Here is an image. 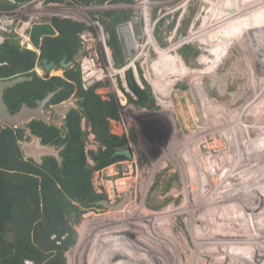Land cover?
<instances>
[{
  "label": "rangeland",
  "instance_id": "1",
  "mask_svg": "<svg viewBox=\"0 0 264 264\" xmlns=\"http://www.w3.org/2000/svg\"><path fill=\"white\" fill-rule=\"evenodd\" d=\"M61 1L33 0L28 6L48 12L36 13L38 22L50 21L54 8L71 14L80 6ZM203 1L187 4H194L188 32L182 25L175 30L179 12L167 9L158 27V7L127 3L136 13L131 10L123 33L117 25L126 64H106L105 85L95 91L118 102L120 118L109 119V127L129 140L132 171L119 197L131 196L118 209L81 207L78 223L71 216L77 236L65 251L66 264H264V0ZM83 5L91 19L106 6L125 7L115 0ZM154 45L175 48L157 51ZM128 67L143 87L145 80L156 108L129 100L120 89L119 80L127 87ZM75 99L72 94L66 100L69 108L77 107ZM81 128L89 129L84 117ZM84 144L86 151L99 147L91 133ZM87 163H93L89 154ZM101 170L92 173L95 189Z\"/></svg>",
  "mask_w": 264,
  "mask_h": 264
},
{
  "label": "trees",
  "instance_id": "2",
  "mask_svg": "<svg viewBox=\"0 0 264 264\" xmlns=\"http://www.w3.org/2000/svg\"><path fill=\"white\" fill-rule=\"evenodd\" d=\"M18 1L24 0H15L14 3ZM68 1L83 5L89 0ZM112 1L96 0L98 4ZM121 1L127 4L133 0ZM14 3L5 0L2 5L10 7ZM131 10L103 9L98 12L104 28L109 31L107 44L116 68L126 64L117 25L131 18ZM50 22L58 34L43 37L39 55L35 51L20 48L16 43L4 41L0 58L7 60L9 65L1 67V75L28 74L36 60L40 61L43 57L59 61L64 55L72 59L77 54L81 47L79 33L85 25L58 16H52ZM140 24L137 23V32L140 31ZM34 81L38 83L35 95L41 97L47 89L62 86L54 94L53 101L59 102L73 94L77 99V107L69 108L66 114L65 137L60 138L57 130L50 127L38 128L36 131L43 144H63L59 152L60 163L52 155L42 156L41 162L25 157L20 147V141L24 139L22 129L0 126V264H25V260H31L33 264H66L65 251L74 244L77 236L70 221L71 216L78 223L83 210L81 207L93 204L90 196L92 200L105 198L93 187V171L124 159L122 155L111 157V154L116 149L126 147L129 141L126 135L113 133L109 127V119L120 118L117 100L113 97L103 98L97 93L95 89L99 83L84 89L79 70L76 69H68L63 77L52 76L47 81L35 76L31 81L8 88L5 96L12 102L14 109L19 104L15 99L18 89L22 87L24 98L28 91L26 86ZM125 81L129 90H125L120 80L119 87L129 100L157 107L147 83L142 79L145 86H141L131 67L125 70ZM82 117L88 122V130L81 128ZM88 133H92L94 140L99 143L96 150H85L84 142ZM87 154L92 164L87 163Z\"/></svg>",
  "mask_w": 264,
  "mask_h": 264
},
{
  "label": "flooded vegetation",
  "instance_id": "3",
  "mask_svg": "<svg viewBox=\"0 0 264 264\" xmlns=\"http://www.w3.org/2000/svg\"><path fill=\"white\" fill-rule=\"evenodd\" d=\"M9 1L14 3L15 0H9ZM24 1H28V0H24ZM115 1H116V3L118 5H120V3H122L121 0H115ZM1 2H3V5H4L5 4V0H0V10H5V9H11L10 7H14L18 2H22V1L15 2L14 6H10V7H4L3 5H1ZM46 2H48V1H46ZM188 2H189V0H166V1L151 0V1H149V3L147 2L148 4L146 3V5H150L152 3V5H154V8L158 7L156 10H158V14L159 15H158V18H157V21H156L157 22L156 26L159 27L160 19L164 18V16L167 15L168 12L166 10L168 9V10H172L174 13H177V12L180 13L175 30H177L178 27L182 25L181 27L183 28V30L187 31L189 28L194 27V14L191 13L192 11L189 10V9H192V10L194 9V4H190V8H189V5H187ZM176 3L178 4V6H175ZM122 4L125 7H122L120 9H125L126 6H128V4H126V3H122ZM134 7H135V5H134ZM221 7L225 11H232L231 8L225 7L224 5H222ZM38 8H40V6L38 7V6L32 5L31 8H30L31 11H32V12H30V15L22 14V16L20 18V22L17 23V24H19V27L16 28L17 29L16 31L11 32V33H7L6 31H3V29L0 28V34H1V36L4 37L3 42H1V44H0V50H1V47H2V44L4 43V41L7 40L9 42L16 43L20 48H24V49H29V50L35 51L37 53V55L40 54V47H39V49L35 48L33 46L32 42L29 39V30H30L31 25H33L34 23L38 22V20H35L36 13L42 15L41 14L42 11L34 12L36 10H33V9H38ZM180 8H183L181 12L179 11ZM120 9H117V10H120ZM162 10H164V11H162ZM161 11H162V15L160 16ZM132 12L136 13V11L134 9H132ZM238 12H240V11H236L234 13L238 14ZM185 15H186V19L184 18ZM195 15H197V14H195ZM68 19L77 22V20H74V19H71V18H68ZM172 19H175V17L173 16ZM203 19H204V15H201L200 16V25L204 26L205 22H204ZM181 21L183 22V24H182ZM41 22H46V21L45 20H41ZM133 22H135V21H133ZM138 22H140V21H138ZM200 25H199V28H200ZM124 26H125L124 23H120L118 25V27L120 28L121 33H123L124 32L123 29L126 28ZM199 31H200V29H199ZM199 31L196 33V35H194V34L191 35V37L198 36L200 34ZM174 32H176V31H174ZM180 35H181V33H180ZM21 37H23L24 40ZM25 39H27V41ZM42 40H43V38H42ZM42 40H41V43H42ZM124 43L128 47V44L126 42H124ZM40 46H41V44H40ZM181 46H182V44H181ZM155 47H156L155 50H157V51H158V49H160L161 51H168V52L171 51L172 48H175V46H173V47L170 46L171 50H169V48H165L163 50V49L159 48L158 46L154 45V48ZM185 48L188 49L189 47H185ZM79 54H80V49L78 50L77 54L72 59L71 58L67 59L66 55H64L59 61H56L55 59H50L49 60L47 57H43V58H47L48 62L49 61H54L55 64L50 69L46 70L44 68V65L41 62V60H42V58H41L40 61L36 60V63L34 64V66L32 67L31 71H29L28 74L14 73V74L7 75V76L0 74V80L10 79V78H13V77H16V76H20V75H27V76L31 77V78L26 79V80H24L22 82H19V83H23V82H26V81L33 80L35 78V76L41 77V79H43L44 81L49 80L52 76L63 77L65 72L68 69H74L75 70V68L77 66V59L80 57ZM180 58L183 59V57H180ZM62 59H64V63L67 64L66 66H64V65H62L60 63ZM4 65H9L8 61L7 60H3V59L0 58V69H2L1 67H3ZM38 68H41V70H42L41 73H40L41 75L37 74V72H39ZM58 70L61 71V74H59L57 72ZM19 83H17V84H19ZM37 85H38L37 81H34L31 85H27L26 88L28 89V91L24 94L25 95L24 98H22V95H23L22 87H20L18 89V92L16 93L18 95L16 96L15 99H16V101L19 104H18V106L15 109H14V106L12 105V102L10 100H7V97L5 96L6 90L8 88L4 89V92H3V95H2L4 102L8 106L9 112L14 113V112L18 111L21 108L22 104L25 103L26 107H28V108H31V109L36 108V109H38V110H36V112L39 113L40 116H43V118L35 117V116H32V115L29 116L23 122L24 124H23L22 127H20L18 124H10L9 122H7V121H5V120L0 118V126L1 127L9 126V127L13 128V129H17V128L22 129V132L24 133V139L20 141L21 143L24 142L26 139L31 141L33 139V135H34V136L39 137V143L43 144L41 142L40 136H38L36 134V131H37L38 128H43L44 129L46 127H50L52 130L53 129L57 130V132L60 135V138L65 137V131H66L65 117H66V114H67V112L69 110V107L66 104V100L69 97L66 98V99H63V100H61L59 102L53 101L54 94L57 93L61 89L62 86H57L55 89H51V90L47 89L45 94L43 96L39 97V96L34 94V93H36L35 88H36ZM58 87H59V89L44 104H42V105L39 104V102H38L39 100L43 99L47 95L48 92L54 91ZM36 89H38V88H36ZM76 103H77V100H76ZM63 131H64V133H63ZM21 143H20V147H21ZM43 145L55 146V148H59L60 150L63 147V144L55 145V144L47 143V144H43ZM60 150H59V152H60ZM42 156H41V158H42Z\"/></svg>",
  "mask_w": 264,
  "mask_h": 264
},
{
  "label": "built area",
  "instance_id": "4",
  "mask_svg": "<svg viewBox=\"0 0 264 264\" xmlns=\"http://www.w3.org/2000/svg\"><path fill=\"white\" fill-rule=\"evenodd\" d=\"M30 3H33V0L18 2L14 7H11V9L0 10V28L7 33L16 31V26L14 24L20 22L22 13L30 15L29 10L31 7L28 6ZM89 4L96 6L95 4ZM142 4L146 5V3H144V0ZM37 6L39 7V5ZM83 6L86 5L80 4V6L74 9L71 14L66 13V8H58L59 10L54 8V12H52L50 18L52 16L71 18L77 20L78 22H82L85 25V28L79 33L81 45L79 54L80 57L77 59V66L75 69L79 70L82 87L84 89H88L95 83L104 82L103 77L106 76V68H104V66L108 64L113 68L114 61L112 60V55H108L109 47L107 48V30L104 28V25L101 23L98 16L96 17L97 19H91L90 17L86 16L84 14ZM106 7L107 8H102L99 11L110 8L108 6ZM62 11H64L65 13H60ZM99 11H97V13ZM47 13L48 12L46 11H42L41 14L43 15ZM148 13L149 12L147 10L144 14V19L147 23H149L150 21ZM124 88H126L127 91L129 90L127 87ZM131 171L132 164L128 158H126L125 160H117L108 164L101 170L100 181L95 191L97 193L104 194L105 198L108 201H115L124 192V188L127 186L128 182L125 175L126 173H129ZM25 264H33V262L31 260H25Z\"/></svg>",
  "mask_w": 264,
  "mask_h": 264
},
{
  "label": "water",
  "instance_id": "5",
  "mask_svg": "<svg viewBox=\"0 0 264 264\" xmlns=\"http://www.w3.org/2000/svg\"><path fill=\"white\" fill-rule=\"evenodd\" d=\"M89 3L96 4V0H89ZM58 32L56 31L55 27L51 24V22H36L33 25H31L29 30V39L32 42L33 46L37 49H39L41 40L44 36H55ZM107 37H109V31H106ZM4 37L0 34V44L3 42ZM42 64L44 65V68L50 69L55 62L54 61H47V58H42L41 60ZM62 65L66 66L67 64L64 63V59L60 62ZM31 78L27 75H20L16 76L10 79L0 80V118L9 122L10 124H18L20 127L23 126V122L26 118L29 116H35L39 118H43V116H40L39 113L36 112V108H28L26 107L25 103L22 104L21 108L11 113L8 110V106L3 100V92L5 88H11L14 85H16L19 82H22L26 79ZM102 85H105V83H102ZM127 85V84H126ZM128 88V87H127ZM59 87L54 90L47 93V95L39 100V104H44L57 90ZM38 115V116H37ZM21 149L23 153H25L28 157L33 158L37 162H41V156L43 155H52L56 157L57 161L61 162V157L59 155V148H54L53 146L43 145L39 143V137L33 135V139L29 142H22L21 143ZM114 155H122L125 158H131L132 152L128 146L119 148L113 151L111 154V157ZM131 196V191L127 195H123L118 201L116 202H110L106 198H101L98 200H92V197L90 196V200L93 204L101 205L103 207H108L111 209H118L124 206L128 198Z\"/></svg>",
  "mask_w": 264,
  "mask_h": 264
},
{
  "label": "bare ground",
  "instance_id": "6",
  "mask_svg": "<svg viewBox=\"0 0 264 264\" xmlns=\"http://www.w3.org/2000/svg\"><path fill=\"white\" fill-rule=\"evenodd\" d=\"M214 10H212V12H211V14H209L208 15V17H206V22H208L209 23V25L211 24V20H212V18H213V16H214ZM264 92V91H263ZM261 97V96H260ZM263 98V97H262ZM255 99V98H254ZM261 103V102H260ZM258 105V104H257ZM253 107V106H252ZM259 107V106H258ZM256 108V107H255ZM256 111V110H255ZM249 133V132H248ZM240 136V135H239ZM258 184V183H257ZM262 184V183H261ZM258 185H260V183L258 184ZM258 185H256V186H258ZM262 186V185H261ZM254 187V186H253ZM253 189H255V188H253ZM119 253H116V255L115 256H113L114 258H119V257H124L125 256V253L123 252V253H120L119 255H118ZM123 254V255H122ZM112 258V257H111ZM110 259V258H109Z\"/></svg>",
  "mask_w": 264,
  "mask_h": 264
},
{
  "label": "crops",
  "instance_id": "7",
  "mask_svg": "<svg viewBox=\"0 0 264 264\" xmlns=\"http://www.w3.org/2000/svg\"><path fill=\"white\" fill-rule=\"evenodd\" d=\"M2 3H3V2H1V5H2ZM88 3H89V1H88ZM47 22H50V21H47ZM91 134H92V133H91ZM92 135H93V134H92ZM93 187H94V186H93ZM94 189H95V187H94Z\"/></svg>",
  "mask_w": 264,
  "mask_h": 264
},
{
  "label": "clouds",
  "instance_id": "8",
  "mask_svg": "<svg viewBox=\"0 0 264 264\" xmlns=\"http://www.w3.org/2000/svg\"><path fill=\"white\" fill-rule=\"evenodd\" d=\"M97 4V3H96Z\"/></svg>",
  "mask_w": 264,
  "mask_h": 264
}]
</instances>
